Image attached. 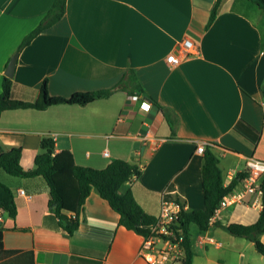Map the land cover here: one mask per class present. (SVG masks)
<instances>
[{
	"label": "crops",
	"instance_id": "0c3cea01",
	"mask_svg": "<svg viewBox=\"0 0 264 264\" xmlns=\"http://www.w3.org/2000/svg\"><path fill=\"white\" fill-rule=\"evenodd\" d=\"M215 1L66 0L63 16L17 51L54 0H0V92L18 52L12 76L18 98L37 99L45 78L54 95L112 87L132 67L159 103L143 111L140 103L147 99L133 104L122 88L87 104L6 109L0 147H21V162L31 167L41 138L50 135L56 150H71L78 164L102 168L114 158L139 164L141 175L122 190L130 189L156 218L163 200L204 207L197 144L214 148L225 185L246 172L249 156L264 160V8L251 0H222L210 22ZM186 38L195 44L193 53L171 65L167 55L182 53ZM0 180L17 204L15 217L0 207V249L31 250L35 264H149L140 254L143 235L120 224L119 213L98 191L67 235L49 206L50 187L42 175H13L0 167ZM260 210L246 203L224 208L192 239V264H250L245 250L253 241L225 240L224 246L201 237L228 231L231 222L253 223Z\"/></svg>",
	"mask_w": 264,
	"mask_h": 264
},
{
	"label": "trees",
	"instance_id": "16d2710c",
	"mask_svg": "<svg viewBox=\"0 0 264 264\" xmlns=\"http://www.w3.org/2000/svg\"><path fill=\"white\" fill-rule=\"evenodd\" d=\"M222 0H216L210 14V22L215 18ZM264 8V0H251ZM66 0H54L48 12L38 25L28 32L21 40L17 51L28 45L44 29L56 23L64 14ZM264 93V83L262 85ZM13 77L4 74L2 91L0 92V116L6 109L37 108L45 109L50 105L59 103L87 104L96 99L106 98L118 89H126L128 93L138 95L159 105L138 80V74L132 67L126 69L123 77L112 87L89 91H76L70 96L54 95L48 89V80L45 78L40 87L39 97L35 100H25L13 94ZM173 125V120L169 118ZM53 136L44 135L40 141V150L35 156L34 165L25 167L22 162V148L0 147V167L10 174L19 176L42 175L50 187L49 206L58 217L62 230L72 235L81 222V213L87 198L93 190L99 192L109 205L119 213V223L137 233L146 234L156 217L147 212L138 202L133 192L122 190V186L135 177H139L143 168L124 158H114L107 166L102 168L78 164L69 149L56 150ZM219 156L211 144H206L202 161V188L204 207L185 208L182 204L179 213V224L184 229V252L181 264H192L195 251L192 245L190 226L196 223L201 230L208 229L210 219L221 199L232 191L247 174L239 172L227 185L224 184V172L219 164ZM264 189V180L262 182ZM0 207L5 209L12 217L16 216L17 204L12 189L0 180ZM226 229L237 236H243L254 242L257 251L264 255V206L259 212L257 220L253 223L231 222ZM3 226H0V236ZM0 264H35L34 254L31 250L0 249Z\"/></svg>",
	"mask_w": 264,
	"mask_h": 264
},
{
	"label": "built area",
	"instance_id": "2783aa9c",
	"mask_svg": "<svg viewBox=\"0 0 264 264\" xmlns=\"http://www.w3.org/2000/svg\"><path fill=\"white\" fill-rule=\"evenodd\" d=\"M184 51L182 53L171 52L166 60L171 65L179 64L184 58L193 53L194 42L186 38L182 42ZM140 97L136 94L131 95L130 102L138 103ZM152 102L143 101L140 108L148 111ZM208 142H200L196 146V151H204ZM108 154L107 150L104 151ZM247 174L240 180L239 184L228 192L220 201L210 219L217 217L224 208L235 203H246L262 209L264 206V189L262 182L264 180V160L255 156H249L246 161ZM21 193L24 190H20ZM249 195H252L250 198ZM182 204L178 200H163L158 217L150 226V231L143 235V242L140 247V254L149 264H181L182 254L184 252L183 240L185 238L184 229L179 224L178 218ZM201 241L221 244L211 236H202Z\"/></svg>",
	"mask_w": 264,
	"mask_h": 264
},
{
	"label": "rangeland",
	"instance_id": "374dc122",
	"mask_svg": "<svg viewBox=\"0 0 264 264\" xmlns=\"http://www.w3.org/2000/svg\"><path fill=\"white\" fill-rule=\"evenodd\" d=\"M190 229L193 242L195 243V241L198 240L199 226L196 223H192ZM203 236H208V234ZM210 236L214 237L217 240H222L224 246H226L227 244L225 240H248L243 236L234 235L228 231H225L224 229H220L219 231H217V233L212 232ZM245 254L246 259L248 260V262L250 261V264H264V256L261 257V254L257 251L254 245H252L251 248H246Z\"/></svg>",
	"mask_w": 264,
	"mask_h": 264
},
{
	"label": "water",
	"instance_id": "95a60500",
	"mask_svg": "<svg viewBox=\"0 0 264 264\" xmlns=\"http://www.w3.org/2000/svg\"><path fill=\"white\" fill-rule=\"evenodd\" d=\"M17 57H18V52H15L7 64V67L5 69V75L10 77L13 76L16 67Z\"/></svg>",
	"mask_w": 264,
	"mask_h": 264
}]
</instances>
